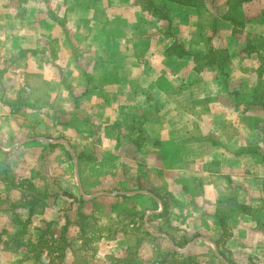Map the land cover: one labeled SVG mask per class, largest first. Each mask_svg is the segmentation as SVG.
I'll use <instances>...</instances> for the list:
<instances>
[{"label": "crops", "instance_id": "obj_1", "mask_svg": "<svg viewBox=\"0 0 264 264\" xmlns=\"http://www.w3.org/2000/svg\"><path fill=\"white\" fill-rule=\"evenodd\" d=\"M151 1L168 9L170 36L135 0H51L50 17L46 0H0V150L51 155L70 167L68 193L132 213L142 237L107 241L119 258L136 246L143 264L158 251L264 264V0L240 3L242 28L226 17L231 0L218 12ZM175 38L205 59L172 53ZM77 131L87 135L72 161Z\"/></svg>", "mask_w": 264, "mask_h": 264}, {"label": "rangeland", "instance_id": "obj_2", "mask_svg": "<svg viewBox=\"0 0 264 264\" xmlns=\"http://www.w3.org/2000/svg\"><path fill=\"white\" fill-rule=\"evenodd\" d=\"M46 1V12L50 17L52 12L51 0ZM135 1L138 5L144 7V4L141 3L142 0ZM199 1L204 2V0ZM205 1L218 12V0ZM240 3V0H231V5L228 6V16L236 19L237 23L235 25L242 28L246 22V15L243 14L245 10ZM158 6L162 17L160 18V28L170 36L172 22L168 15L169 11L164 4L160 3ZM259 8L261 9L260 11L263 10L261 6ZM65 23L64 21V31L67 40L70 42L72 39L71 43L73 45L78 44L81 46L74 32L72 35V31L65 26ZM243 38L246 40L247 36L245 34L242 36L241 40L244 43ZM257 42L259 44L261 41L258 40ZM174 43L180 44L176 38L173 40L171 46ZM219 50L222 51V48ZM217 54L218 58H221L224 52ZM79 56L78 61L80 62L87 59L84 53H79ZM1 61L2 58L0 57ZM258 61L261 63L263 59L259 58ZM196 64L200 67L203 61H199ZM15 72L19 76L17 80L19 79L21 83H24V80H22V78L24 79V70L17 68ZM64 72L67 73V70H59V73L63 75V85L68 84V77L64 75ZM91 72L92 67H89L88 73L91 74ZM262 91L263 88L259 86L257 94H261ZM68 120L70 121L69 117H64L62 124L72 125ZM32 134L34 135V133ZM66 134V136H70L69 133ZM86 135V133L77 131L73 135L76 136L74 143L72 145L68 143L67 147L73 156L72 161L75 159L73 149L80 148L79 144H81L80 142ZM91 147L93 146H87V149L90 150ZM27 150L17 149L8 156L0 150V264H42L34 258V253L30 251L29 246H24L16 251L13 248L10 249L11 251L3 250L2 242L9 241L10 237L20 230L24 223H27V233L23 237V242L30 239V237H33V241L36 240V235L39 234L36 227L40 226L42 228H40L41 231L45 230L43 221L53 223L52 230L54 234L52 236L46 234L44 237L52 247H44L42 250V257L45 258L46 262H49L50 259L53 260L51 264H115L114 259L119 258L117 255H114L116 245H111L107 241L117 239L121 234L128 236L132 242L139 236L142 237V230L140 228L135 229L134 224H132L135 219L132 213L109 199L87 202L81 196L74 197L66 189V186L70 187L73 182H71L70 176L67 178L70 167H67L69 168L67 171L66 165H63L62 162H55V159L51 155V159H47L46 157L38 158L40 152L33 150L28 152ZM69 157L71 158L70 155ZM50 160L54 161L50 163ZM66 179L69 181L66 182ZM28 183L33 184L35 190L30 188ZM23 184L26 186H23ZM36 190L45 192L48 196L43 203L37 204L35 208L36 213L29 217L28 207H20L24 202L22 197L23 194H29ZM43 204H46V206L44 207ZM13 207H15V212L13 211ZM130 224L133 226L129 227ZM64 225H66V230L62 229ZM64 241L67 247L64 256L60 258L58 257L56 248H60ZM52 250L55 252H52ZM110 250L111 252H109ZM134 252H138L136 246H130L124 251L121 258L126 257L128 253L133 254ZM159 254L160 251L155 255L157 262L155 261L156 263L154 264H160V262L162 264H194L193 257L191 256L182 259L171 256L165 259L163 255ZM151 262L146 263L151 264Z\"/></svg>", "mask_w": 264, "mask_h": 264}, {"label": "trees", "instance_id": "obj_3", "mask_svg": "<svg viewBox=\"0 0 264 264\" xmlns=\"http://www.w3.org/2000/svg\"><path fill=\"white\" fill-rule=\"evenodd\" d=\"M247 0H240V2H245ZM144 4V8L153 11L154 13H158L160 14V8L158 5H154L153 2L151 0H142V2ZM146 6V7H145ZM163 6V5H161ZM143 7V6H142ZM229 21H231L233 24L237 23V20L234 19L231 16H226ZM170 51L175 53L177 56L179 57H183V56H191L193 60H200V59H205L206 56H200V55H191L189 53H187L184 48L178 44V43H174L171 48ZM176 51V52H175ZM207 62H210V60H207ZM25 184H23L24 186ZM26 186V185H25ZM28 186L30 188L34 189L33 184H29ZM35 190V189H34ZM47 194L45 192H40V190H36L35 192L29 193V194H23V203L21 204L20 207H28V213H29V217H31L32 215H34L35 212V208L37 206V204H41L43 203V201L45 200V198H47ZM28 197H30L29 199H27ZM44 207L46 206V204H43ZM15 210V207H13V211ZM15 212V211H14ZM43 223L45 224V230L43 229L41 231V227H36V230L39 231L37 238L35 241H33V237H30V239H28L27 241H22L23 237L26 235L27 233V223H24L21 227L20 230H18L16 233H14L12 235V237H10L9 241H3L2 242V247L3 250H9L13 248L14 251L24 247V246H29L30 247V251L33 252V256L34 258H36L40 263L42 264H51L53 262V260L50 259L49 262H46L45 258L42 257V250L44 247H52L51 245H49V241L44 238L46 234L48 235H53V230H52V226L53 223L52 222H48V221H43ZM41 228V229H40ZM63 230H66V225L62 226ZM67 244L65 243V241L63 242V245L60 248H56V251L58 252V257L62 258L65 254V249ZM54 249V248H52ZM55 250V249H54ZM54 250H52V252H55ZM165 260V259H164ZM115 264H143L141 261H139L135 255V252L133 254L128 253V255L126 257L123 258H115L114 259ZM160 264H162V262H160Z\"/></svg>", "mask_w": 264, "mask_h": 264}]
</instances>
